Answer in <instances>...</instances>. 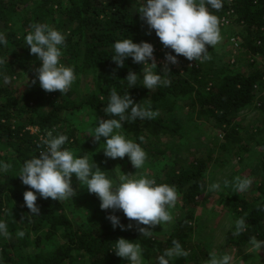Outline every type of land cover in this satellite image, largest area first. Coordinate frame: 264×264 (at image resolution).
I'll use <instances>...</instances> for the list:
<instances>
[{
	"label": "trees",
	"instance_id": "1",
	"mask_svg": "<svg viewBox=\"0 0 264 264\" xmlns=\"http://www.w3.org/2000/svg\"><path fill=\"white\" fill-rule=\"evenodd\" d=\"M142 3L143 0H0V23L3 24L0 32L5 33L8 40L7 46L0 45V58H4L3 53L9 50L14 60L0 66V95L5 100L0 103V162L11 165L7 172L0 171V221L7 223L12 235L10 241L0 236V264H117L120 257L113 249L119 238H136L143 248L142 258L151 264H158V257L164 250L173 247V240L188 251V236L192 232L190 223L198 200L206 190L204 160L194 161L188 168H174L165 179L154 178L157 184L175 185L179 193L180 219L174 224L171 237L164 243L152 238H139L119 226L113 228L107 222L102 225L94 223L83 229L74 228L55 200L41 198L38 193L36 204L40 215H31L24 203L23 193L32 189L22 184L18 176L24 161L38 156L40 147L37 145L41 146V142L26 131L28 126L52 131L53 136L67 135L69 140L64 145L67 148L73 143L76 129L70 124L68 128H63V124L68 123L64 113L80 109L92 114L104 112L113 88L121 95L128 92L134 103L150 106L151 110L159 113L155 119L122 122L125 137L140 144L148 158L160 155V152L147 149L150 140L160 141L162 136L174 134L165 114L172 111L178 101L186 99L194 119L212 123L221 134L219 147L222 151L242 150V138L233 127L232 120L251 101L253 86L258 84L260 76L234 74L212 77L200 61L177 56L178 63L168 65L170 73L167 78L171 80L168 87L160 86L150 91L140 83L128 88L127 81H119L126 78L129 70L139 74L142 80L143 66L128 57L123 67H117L111 59L117 40L131 38L134 43H151L154 46L153 55L160 58H165V53L176 55L161 44L146 22L140 20L137 11ZM234 9L238 22L246 24L250 33V38L245 39L243 45L253 54H264L261 31L264 28V0H234ZM211 11L219 19L225 16V0L220 11ZM35 23H47L66 34L61 63L74 68L77 79L73 86H78L81 80L91 84L90 92L84 96L80 106L71 105L67 100L75 93L74 90L63 94L65 99L61 101L57 91L48 93L37 83L29 84L21 101L11 89L2 86V73L16 76L27 53L30 54L27 46L22 54H18L15 47L20 40L23 42L28 33L25 28ZM253 28L258 34L255 39L251 33ZM163 66L157 65V74L163 75ZM44 104L47 105L45 110ZM141 136L144 141L140 140ZM122 160L130 161L127 156ZM261 169L263 182L258 187L262 198L260 204L255 205L238 197L230 200L233 214L237 219L245 218L248 225L241 235L236 236L234 243L237 246L250 242L255 235L263 237L264 161ZM118 217L123 225L132 222L122 211H119ZM19 231L25 233L23 238L17 237ZM47 245L51 246V250H47ZM187 260L188 256L173 258L169 264H185Z\"/></svg>",
	"mask_w": 264,
	"mask_h": 264
},
{
	"label": "clouds",
	"instance_id": "2",
	"mask_svg": "<svg viewBox=\"0 0 264 264\" xmlns=\"http://www.w3.org/2000/svg\"><path fill=\"white\" fill-rule=\"evenodd\" d=\"M222 7L223 0H143L137 11L140 20L146 22L148 29L155 31L161 44L165 48H170L176 55L165 53L163 75H159L156 72L157 63L153 55L154 46L151 43L143 41L134 43L131 38L117 40L113 45L115 54L111 57L117 67H123L128 57H131L134 63L143 66L142 80L139 79V74L129 70L126 78L119 81H127L128 88L140 83L146 89L155 91L160 86L171 85V80L167 78L170 73L168 63L177 64V56L201 63L210 61L212 56L207 46L215 48L223 41L220 19L211 10L220 11ZM30 28L31 31L24 37V43L30 54L41 61V66L34 69L36 78L31 80L30 86L35 85L38 79L41 89L45 92L59 91L61 95L66 94L77 79L74 68L61 63L62 49L66 46V34L47 23H35ZM7 44L5 33L0 32V45ZM6 63L8 56L0 58V66ZM3 79L5 83H10L13 77L4 75ZM103 111L118 118L99 119L98 126L89 131L93 142L98 143L103 137L102 149L105 157L123 159L127 156L134 169H142L148 158L147 153L140 144L125 137L122 122L155 119L159 113L151 110L150 106L143 107L140 103H134L128 92L121 95L115 88L111 90ZM68 140L65 134L53 136V132L48 131L46 138H41V144L46 146V150H41L38 156H33L23 163L18 176L22 184L34 190L23 193L24 203L31 215H40V209L36 204L37 193L44 199L51 198L59 202L72 200L77 195V189L72 186L74 174L78 184L98 197L101 210L122 211L129 221L136 222L137 231L145 238L152 236L153 231L150 229L173 221L170 209L176 206L179 199L175 185L157 184L154 178L146 175L137 177L136 171L134 174H124L120 168L117 175L109 177L108 172L102 171L92 158L89 160L87 153L77 156L72 150L65 148ZM140 140L144 141V137L141 136ZM37 147H40V144ZM10 168L9 163L0 162V171L7 172ZM252 183L250 177L237 176L232 182L223 180L224 187L231 184L235 193L247 192ZM207 190L221 191V182L209 184ZM106 218L113 228L117 226L121 230L132 228L131 223L127 226L121 224L116 215H109ZM247 226L245 218L237 219L232 235H241ZM229 228L231 229V225ZM16 235L23 238L25 233L19 231ZM0 236L9 241L12 239L8 225L4 221H0ZM250 243L253 251L258 253L264 246V240H257L255 236L250 238ZM172 244L173 247L164 250L158 257V264H169L173 258L190 255L177 240H173ZM113 251L116 256L128 260L129 264H144L143 248L137 241L130 242L119 238L114 243ZM232 261L231 254L218 255L213 252L207 264H231Z\"/></svg>",
	"mask_w": 264,
	"mask_h": 264
},
{
	"label": "rangeland",
	"instance_id": "3",
	"mask_svg": "<svg viewBox=\"0 0 264 264\" xmlns=\"http://www.w3.org/2000/svg\"><path fill=\"white\" fill-rule=\"evenodd\" d=\"M0 29H3L2 23H0ZM25 30L29 32L30 28H25ZM251 33L254 39L258 35L254 28ZM221 34L222 43L215 48L207 46L212 59L202 63L203 67L211 72L212 77L234 74L260 76L258 84L254 85L256 87L253 86L251 101L243 106L232 120L233 127L242 138V150L234 148L222 151L219 147L221 134L213 128L212 123L194 119V113L188 108V99L178 101L174 109L165 114L169 120L168 123L174 129V134L162 136L160 141H149L147 149L160 152V155L154 159L148 158L142 169H134L130 161H123L121 158L105 157L102 149L104 138L101 137L98 143H94L93 138L89 136L90 129L98 126L99 119L116 118L105 112L92 114L86 109L65 112L64 118L68 123L63 124V128H68L70 124L76 129L73 143L66 146L77 156L87 153L89 160L91 161L92 158L102 171L108 172L109 177L117 175L120 168L124 174H134L136 171L137 177L146 175L149 178L165 179L174 168H188L192 162L204 160L206 162L204 167L206 190L198 200V207L190 223L192 232L188 236L187 244L190 255L185 264H207L213 252L218 255L231 254L233 256L231 264H264V246L258 253L253 251L250 242L235 245L236 236L232 235V231L235 230L237 217L231 211L230 201L231 198L238 197L257 205L262 199L258 187L263 182L261 167L264 161V106L258 107L257 104H264V79H262L264 77V54H253L243 45L244 40L250 38V33L247 31L246 24L238 22L237 17L232 18L227 27L221 28ZM262 36H264L263 33ZM231 38L239 39L240 44L234 46L230 41ZM25 46L27 45L24 40L23 42L20 40L16 44L15 51L22 54ZM7 56L8 62L14 61L9 50L3 53L4 58ZM25 59L23 66L17 69V75L13 76L10 83H5L2 79V86L11 89L21 101L31 80L36 78L34 69L41 66V61L35 55L27 53ZM4 75L7 73L3 72L2 76ZM36 83L40 86L38 79ZM90 85L83 80L78 86L72 85L70 90H74L75 93L67 99L71 105L80 106L84 96L90 92ZM57 92L61 101L65 99L63 94ZM3 101H5L4 96L0 95V103ZM46 107L47 105L44 104L43 110ZM26 131L40 142L42 137L46 138L48 132L30 126L26 128ZM41 150H46V146L41 144L38 152ZM237 176L252 178L253 183L247 192L235 193L231 184L224 187L223 180L227 179L232 182ZM217 181L221 182V191L209 192L208 185ZM72 186L77 189V195L72 200L56 202L62 207V212L68 216L73 227L83 229L94 223L102 225L103 222L113 227L106 217L119 216V211L101 210L98 197L90 194L83 185L78 184L74 174ZM178 202L174 208L170 209L173 221L170 224L157 225L150 229L153 234L148 238L164 243L171 237L174 224L180 219ZM130 223L132 228L126 231L139 238H145L137 231L136 222ZM140 227L145 226L140 225ZM255 237L257 240H264V231L263 237L260 235H255ZM128 241L138 242L136 238ZM47 246V250H51V246ZM143 261L144 264H151L144 259ZM117 264H129V261L119 258Z\"/></svg>",
	"mask_w": 264,
	"mask_h": 264
},
{
	"label": "built area",
	"instance_id": "4",
	"mask_svg": "<svg viewBox=\"0 0 264 264\" xmlns=\"http://www.w3.org/2000/svg\"><path fill=\"white\" fill-rule=\"evenodd\" d=\"M225 4L227 7V11H226L225 16L220 18V27L221 28L227 27L230 23V20L232 18L236 17L235 9H234V0H225ZM261 31L264 34V28H262ZM230 41L234 46H238L240 44L239 39L235 40L234 38H231ZM154 57H155L157 65H164L166 63L165 58H160L158 56H154ZM148 63H151V61H148ZM169 64H171V63H168V65ZM174 67H176V65ZM262 79H264V77ZM254 87H256V86H254ZM261 105H262L261 103L257 104L258 107H260Z\"/></svg>",
	"mask_w": 264,
	"mask_h": 264
}]
</instances>
